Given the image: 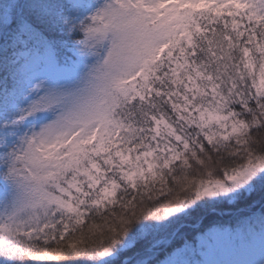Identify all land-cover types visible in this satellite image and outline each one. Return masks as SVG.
Here are the masks:
<instances>
[{"label":"snow or ice","instance_id":"snow-or-ice-1","mask_svg":"<svg viewBox=\"0 0 264 264\" xmlns=\"http://www.w3.org/2000/svg\"><path fill=\"white\" fill-rule=\"evenodd\" d=\"M44 261L264 264V0H0V264Z\"/></svg>","mask_w":264,"mask_h":264},{"label":"trees","instance_id":"trees-1","mask_svg":"<svg viewBox=\"0 0 264 264\" xmlns=\"http://www.w3.org/2000/svg\"><path fill=\"white\" fill-rule=\"evenodd\" d=\"M236 214L232 207L224 206L222 211H217L209 217L203 218V227L206 229L210 224H219L225 227L233 228L236 224ZM202 226L201 220L189 221L187 224V231L191 234L195 229H200ZM39 264H58L57 261H44Z\"/></svg>","mask_w":264,"mask_h":264},{"label":"rangeland","instance_id":"rangeland-1","mask_svg":"<svg viewBox=\"0 0 264 264\" xmlns=\"http://www.w3.org/2000/svg\"><path fill=\"white\" fill-rule=\"evenodd\" d=\"M237 227V222H236V224L234 225V227L233 228H236Z\"/></svg>","mask_w":264,"mask_h":264}]
</instances>
